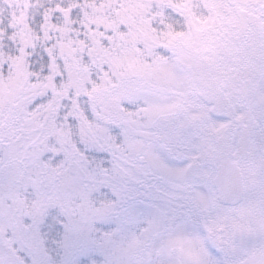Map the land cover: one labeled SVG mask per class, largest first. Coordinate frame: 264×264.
Here are the masks:
<instances>
[{"label":"snow or ice","instance_id":"6c2138e0","mask_svg":"<svg viewBox=\"0 0 264 264\" xmlns=\"http://www.w3.org/2000/svg\"><path fill=\"white\" fill-rule=\"evenodd\" d=\"M0 264H264V0H0Z\"/></svg>","mask_w":264,"mask_h":264}]
</instances>
